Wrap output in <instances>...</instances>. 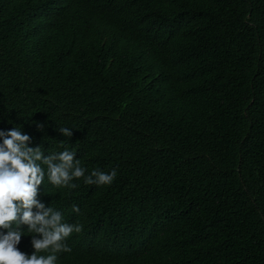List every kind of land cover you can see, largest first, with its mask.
Listing matches in <instances>:
<instances>
[{
  "label": "trees",
  "instance_id": "trees-1",
  "mask_svg": "<svg viewBox=\"0 0 264 264\" xmlns=\"http://www.w3.org/2000/svg\"><path fill=\"white\" fill-rule=\"evenodd\" d=\"M12 128L117 170L45 175L37 199L82 225L56 264H264V0H0Z\"/></svg>",
  "mask_w": 264,
  "mask_h": 264
},
{
  "label": "clouds",
  "instance_id": "clouds-1",
  "mask_svg": "<svg viewBox=\"0 0 264 264\" xmlns=\"http://www.w3.org/2000/svg\"><path fill=\"white\" fill-rule=\"evenodd\" d=\"M37 128L43 131L44 125L37 124ZM59 131L65 137L73 135L70 128L62 127ZM0 140V229L5 230L0 232V264H56L58 253L72 251L66 240L73 233H81L82 225L63 222L61 212L45 207L37 199L45 175L56 187L75 189L78 185L72 181L80 178L89 185H110L117 170H93L85 176L86 169L74 152L65 149L45 155L40 146L29 147L30 137L16 128L0 131ZM73 211L79 213L80 209L73 206ZM21 225L35 234L31 255L18 248L23 236ZM41 252L51 254L37 255Z\"/></svg>",
  "mask_w": 264,
  "mask_h": 264
}]
</instances>
